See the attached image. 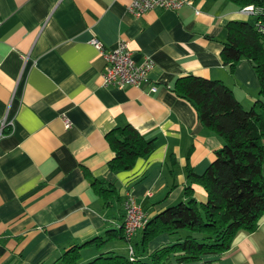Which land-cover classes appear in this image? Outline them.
Here are the masks:
<instances>
[{"label":"crops","instance_id":"obj_1","mask_svg":"<svg viewBox=\"0 0 264 264\" xmlns=\"http://www.w3.org/2000/svg\"><path fill=\"white\" fill-rule=\"evenodd\" d=\"M192 1L180 10L136 16L128 11L130 0H0V264H63L57 259L71 246L123 225L128 193L151 219L187 200L188 156L202 174L224 142L172 89L175 82L189 74L222 80L247 109L260 87L249 60L242 59L232 73L221 55L227 24L256 18L231 0ZM94 38L108 49L127 40L139 63L151 57L158 91L104 85L107 59L91 43ZM128 123L156 139L157 147L134 168L112 171L115 152L106 134ZM85 168L94 178L117 183L121 199L112 208H104ZM195 198L207 201L199 186ZM187 233L160 234L137 256L148 259ZM125 250L128 243L118 239L101 250L89 246L79 264L103 252L130 258ZM177 257L172 254L167 264H196ZM207 259L264 264V215L256 231H239L230 250Z\"/></svg>","mask_w":264,"mask_h":264},{"label":"trees","instance_id":"obj_2","mask_svg":"<svg viewBox=\"0 0 264 264\" xmlns=\"http://www.w3.org/2000/svg\"><path fill=\"white\" fill-rule=\"evenodd\" d=\"M231 1L241 8L255 5L260 9L259 19L264 21V0ZM227 29L221 52L224 64L233 73L242 59L249 60L258 74L259 98L247 109L222 80L194 74L177 79L172 89L195 106L201 123L224 144L202 174L195 172L188 156V185L184 192L187 200L149 218L135 250L136 253L138 249L148 252L151 240L163 233L187 231V235L156 248L148 254V259L137 256L131 260L125 255L103 252L86 264H167L175 253H178L179 263L213 264L214 261L207 259L208 255L230 250L239 231L254 232L259 228L264 215V37L258 31L256 20H231ZM106 139L115 152L109 161L112 171L134 168L139 158L151 155L157 147L156 139L146 138L131 123L110 130ZM171 159L175 164L174 154ZM84 170L92 178V188L103 201L104 208H112L121 199L117 183L94 178L88 168ZM197 186L207 195V201L199 202L195 198ZM116 239L128 242L123 225L71 246L57 262L79 264L84 248L95 245L101 250Z\"/></svg>","mask_w":264,"mask_h":264},{"label":"built area","instance_id":"obj_3","mask_svg":"<svg viewBox=\"0 0 264 264\" xmlns=\"http://www.w3.org/2000/svg\"><path fill=\"white\" fill-rule=\"evenodd\" d=\"M185 5H193L192 0H130L128 11L136 16H142L150 10H180ZM242 12L254 16L258 31L264 37V21L259 19L260 9L255 5H247L242 8ZM3 20L0 13V25ZM91 43L106 57L105 69L102 73L103 84L106 86H149L150 92L158 91V84L151 78V71L155 66V61L151 57H146L141 63L133 57V52L127 40H121L114 48L108 49L101 40L94 38ZM7 122L4 121L3 125ZM13 123V120H9ZM71 122L66 118L67 127ZM125 218L123 227L128 238V248L130 259H137L134 238L136 234L144 229L149 216L143 204L132 193H129L124 205Z\"/></svg>","mask_w":264,"mask_h":264},{"label":"rangeland","instance_id":"obj_4","mask_svg":"<svg viewBox=\"0 0 264 264\" xmlns=\"http://www.w3.org/2000/svg\"><path fill=\"white\" fill-rule=\"evenodd\" d=\"M251 5H253V4H251ZM128 195H129V193H128ZM128 195H127V197H128ZM133 195H134V194H133ZM127 197H126V199H127ZM126 199H125V200H126ZM124 205H125V202H124ZM135 240H136V238H135ZM127 243H128V242H127ZM135 244H136V242L134 243V245H135ZM128 245H129V243H128ZM128 250H129V248H128ZM128 250H127V251H126V250L124 251L125 254H128ZM127 257H128V255H127Z\"/></svg>","mask_w":264,"mask_h":264},{"label":"bare ground","instance_id":"obj_5","mask_svg":"<svg viewBox=\"0 0 264 264\" xmlns=\"http://www.w3.org/2000/svg\"><path fill=\"white\" fill-rule=\"evenodd\" d=\"M125 230V229H124Z\"/></svg>","mask_w":264,"mask_h":264}]
</instances>
